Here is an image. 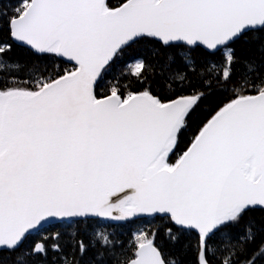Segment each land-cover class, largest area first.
I'll return each instance as SVG.
<instances>
[{
	"label": "snow or ice",
	"instance_id": "1",
	"mask_svg": "<svg viewBox=\"0 0 264 264\" xmlns=\"http://www.w3.org/2000/svg\"><path fill=\"white\" fill-rule=\"evenodd\" d=\"M0 264H264V0H0Z\"/></svg>",
	"mask_w": 264,
	"mask_h": 264
}]
</instances>
